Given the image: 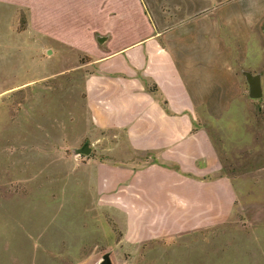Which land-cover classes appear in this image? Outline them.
<instances>
[{
  "label": "rangeland",
  "instance_id": "rangeland-1",
  "mask_svg": "<svg viewBox=\"0 0 264 264\" xmlns=\"http://www.w3.org/2000/svg\"><path fill=\"white\" fill-rule=\"evenodd\" d=\"M217 1L235 20L239 0ZM240 2L264 26V0ZM178 4L187 2L145 0L160 47L204 50L173 29L206 10ZM16 32L1 4L0 264H264V70L230 74L210 103L189 89L192 103L171 108L140 53L95 62L123 43L118 32L80 42L89 57L63 42L46 52ZM247 74L259 77L261 98L249 97ZM96 114L113 123L96 126ZM84 145L88 155L77 153Z\"/></svg>",
  "mask_w": 264,
  "mask_h": 264
},
{
  "label": "crops",
  "instance_id": "crops-1",
  "mask_svg": "<svg viewBox=\"0 0 264 264\" xmlns=\"http://www.w3.org/2000/svg\"><path fill=\"white\" fill-rule=\"evenodd\" d=\"M198 1L206 10L203 15L198 16L193 11L173 29L183 44L187 40L191 46L193 42L204 40V50L187 52L160 47L161 30L152 20L145 0H0V5L9 7L13 32L18 24L17 11H26H23L27 14L26 29L16 33L28 35L32 42H45L46 52L52 51L53 42H63L77 54L89 57L80 42L99 44L96 38L104 37L103 44L118 32L123 43L114 51L93 58L95 62L100 66L110 65L118 59L129 62L140 53L144 57L145 74L160 90H169L166 99L173 108L184 103L181 98L192 103L194 95L189 89H202L201 103H210L211 90L230 87V74L235 75L238 71L255 74L264 70V26L257 7L239 0L235 20L232 15L230 17L228 1L186 0L187 4H178L176 8L193 9ZM112 85L115 88V84ZM130 85L135 86L134 83ZM207 90L210 91L207 93ZM148 102L152 107L157 106L152 99ZM149 106L146 113H150ZM103 117L96 114V126L106 128L113 123L110 115ZM162 118L160 115L157 119ZM140 119L149 120L150 117L143 115ZM122 126L129 131L127 124Z\"/></svg>",
  "mask_w": 264,
  "mask_h": 264
},
{
  "label": "water",
  "instance_id": "water-1",
  "mask_svg": "<svg viewBox=\"0 0 264 264\" xmlns=\"http://www.w3.org/2000/svg\"><path fill=\"white\" fill-rule=\"evenodd\" d=\"M105 40L104 37H97L96 42L101 44ZM246 80L249 88V97L251 99H259L262 96L259 77L256 75H246ZM77 153H82L88 155L90 153V148L88 145H84ZM100 264H112L110 259L105 258Z\"/></svg>",
  "mask_w": 264,
  "mask_h": 264
}]
</instances>
